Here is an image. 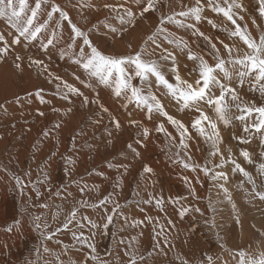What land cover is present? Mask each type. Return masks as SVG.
<instances>
[{"label": "bare ground", "instance_id": "bare-ground-1", "mask_svg": "<svg viewBox=\"0 0 264 264\" xmlns=\"http://www.w3.org/2000/svg\"><path fill=\"white\" fill-rule=\"evenodd\" d=\"M163 1L167 9L157 5L158 11H149L143 17L139 16V8L135 4H126V7H130L132 11L137 13L135 20L126 28L128 24L122 25L119 20V16L124 15V10L119 8V5L124 4L125 0H55L68 13L72 21L89 34L93 44L101 52L114 57L125 56L138 51L145 38L154 32L151 26L154 19L160 17L158 14L165 11L172 14L195 4L194 0ZM237 2L246 9L244 12H241L240 9H234L244 17L243 20L236 17L237 23L242 27L247 25V30L252 36L258 38L259 31L252 23V19L255 18L256 25H259L260 29H264V19L259 16L257 11L258 0H237ZM29 3L34 5V0H29ZM105 4L116 5L119 10L105 8ZM207 18V20H212L217 27L213 28L208 22H205L206 24L204 22L202 24L196 23L194 20H188V23L195 24V28L209 36L216 45L217 43L221 44L220 41L224 40L227 44L231 42L230 46L241 47L242 42L233 41V37L230 40L228 32L222 31V28H234L230 21L225 22L222 14L217 15L209 10ZM44 19L46 16L42 10L37 20L43 21ZM57 19L58 14H54L40 39L51 34ZM125 19L127 20V17ZM165 26L168 32L172 33L170 39L186 41L188 47L192 51L195 50L194 53L207 58L210 49L208 47L211 46L203 37L193 36L191 29L181 30L171 24ZM112 28H116L117 32L113 33ZM14 32V29H11L3 19H0V34H3L9 43L12 39L9 33L14 34ZM56 32L57 40L47 51L41 48L40 39L37 41L22 40L21 44L11 48L6 57H0V105H3L0 108V264H14L32 241L37 242L39 255L36 251L31 264H85V261L86 264H104L105 261L109 262L107 264H128L129 257L125 255L126 251L136 252L138 257L147 254L143 261L138 259L137 264H158L163 259L168 264H175L176 262L182 264L184 260H187L189 264H199L205 255L213 256V258L219 257L214 259V264H227L229 262L236 264L238 257L233 254L240 249L249 253L264 251V235H261L263 241L259 247H247L246 238L243 242L245 234L250 232L248 225L250 221L242 217H239L238 225L235 224L233 228L235 233L238 232L237 238L243 237L241 239L242 244L237 250L231 248L232 244L228 241L231 230L226 227L227 224L224 223V220H221V216H223L219 211L221 209H216L215 226L213 230L211 229L207 233V224H210L213 219L211 209L216 204L219 206L218 208L222 206L223 198L220 199L218 194L223 190L220 185L223 184L229 193L233 190L231 187H237L239 182H237L238 180H230L225 183L223 180H217L213 185L211 177L205 176L199 169L193 172L184 169L179 163L180 160H186L189 163L194 162L206 166L212 171L213 169L209 167L211 163L213 162L214 167L220 161V156L217 155L211 157L212 162L205 163L211 159L207 158L206 147L198 139L199 136L194 135L195 129L190 126L191 121L195 119L194 112L190 108L181 111L180 104L176 101L170 102L167 90L164 91L162 86L157 88L154 78H152L153 87L151 90L159 98L164 110L188 126L191 133L192 139L186 138L188 148L185 149L184 153H181V157L177 156L176 153L179 150L177 145L180 137L175 126L168 123L166 117L156 111L155 108L149 114L146 108L138 107L134 101H126L123 95L116 97L113 88L100 84L95 77H90L88 73L74 64L69 56L66 55L61 58L59 50L61 47H66L70 34L67 22H62L61 28L56 29ZM157 42L164 46V42L160 40ZM107 46L112 48L108 49ZM162 46L157 49L155 45L150 43L147 48L148 55H145L144 58L156 59L159 64L165 63L166 61L159 59V54L163 51ZM169 46L171 45L169 44ZM172 48L176 49L175 47ZM205 48L208 49L207 52ZM184 50L187 51V49ZM241 50L243 51V48ZM171 53L173 52L171 51ZM17 54L22 57L20 61L15 60ZM186 54H179V56L181 55L183 58ZM173 56H175L174 53ZM29 58L43 61V65L30 64ZM184 59L187 60L188 67L194 64L193 61L185 57ZM16 63H20L21 67L16 68ZM44 65L47 66L46 69ZM168 67L166 68L168 69ZM166 68L164 69L167 70ZM48 73H52L53 76L50 77ZM56 76L78 88L84 96L89 98L90 102L86 105L83 104V97L73 93H68V99L65 100L61 93L67 92V89L61 84L59 91L57 90V84L60 81L54 79ZM77 76L79 79L76 78ZM180 76L184 79L182 75ZM171 77L170 79H174ZM132 82L137 87H143L144 92L147 93V87L142 85L139 78H134ZM37 89H43V103L34 95ZM238 91L247 102L253 100L258 103V95L250 90L247 83ZM30 93L32 95H29ZM91 101H96V103ZM69 108H71L70 112L68 111ZM104 108L108 111H104ZM53 109H58V111H53ZM41 112L43 115L39 114ZM233 115L235 116L236 112ZM113 118L119 121V127L115 126ZM130 121H136L137 125L130 124ZM160 123L164 124L165 131L163 132L155 130ZM217 123L219 132L224 134L222 142L218 144L224 156L225 153H228V144L237 145L235 150L239 148L240 140L236 137L248 136L254 138H251L252 140L249 138L250 143H245V147L240 148L249 152L254 151V165L256 162H261L260 153L264 148L256 142L255 133L249 135L243 132V126L237 123L235 118L228 126L219 120ZM144 128L148 129L149 135L147 137L142 135ZM209 129L211 132V128ZM129 144L132 145V148L128 147ZM239 145L241 144L239 143ZM137 152L139 155H136ZM255 153L257 155H254ZM189 155L191 160H188ZM49 156H51L50 160L41 165L40 162ZM237 160V162H243L242 166L247 170L243 158L239 157ZM262 163L264 162L262 161ZM146 166L150 167L152 171L145 172ZM231 166L230 164L229 168L219 169V171H225L228 173V177H232ZM184 176L189 178L191 186L195 188V197L190 195L189 185L183 180ZM197 176L199 183L196 182ZM14 177H20L21 183L19 185ZM255 177L257 176L255 175ZM209 182L213 186L211 190ZM85 185L87 186L86 194L82 197L80 188ZM93 186H98V191ZM209 190L214 192L212 194L213 199H208ZM37 191L40 193L39 196H37ZM149 193L152 194V197H149ZM109 194L112 196L106 207L88 210L89 206H84V208L81 207L82 211H79L77 215V220L87 216L98 225L97 228L93 229L87 221H81L84 227L77 230V234L79 235V232L82 231L86 242L80 243L73 240L70 231L60 232L51 240L44 238L56 229V222L54 221L49 229L44 228V224L48 225L50 222L48 217L60 216L61 211L62 214L64 213L65 206H71V204L75 206L81 199L86 200L89 205ZM132 196L135 198L134 200L140 203L136 213L121 214L119 218L122 228L130 229V233H127V230L126 234L122 232L118 237L114 235L116 236L113 241L115 251L106 260L98 258V254L105 255L103 249L107 247L109 242L110 232L108 231L110 230L106 232L103 230L106 214H111L115 203H119L120 206L124 205ZM161 196L165 200L163 209L156 206V199ZM169 197L181 199L178 204H172L168 202ZM149 199H151L150 203H144L145 200ZM238 199L237 197L231 203L230 201L225 202L224 205L227 206L225 209L234 210L238 216L251 214L245 213V207L239 203ZM233 204L235 208H233ZM182 206L199 208L200 212L189 211L181 218L178 209ZM240 210L243 213H240ZM224 212L226 214V210ZM37 216L40 217V230L35 228L34 221ZM149 216L153 218V223L145 221L144 224L132 226L133 221L145 220ZM232 218L234 217L232 216ZM168 219L173 222L171 225L168 224ZM156 221L158 223H155ZM251 221L255 224L254 226L258 223V219ZM153 224L157 233L161 232L160 225L164 226L162 234L156 236V240L160 242L158 247H153L155 243L152 239L155 235L152 231ZM229 227L232 228V225ZM70 228L76 230L75 222ZM42 232L44 236L41 235ZM93 232H95V236H92ZM202 235L204 238L209 237L212 244L204 246ZM133 237L136 239L133 240ZM165 240L167 243H164ZM222 243H225L223 247L220 245ZM236 243L234 244L236 245ZM90 244L95 246L94 253L88 246ZM44 247H47L49 251L44 252ZM148 252H151L152 255L149 256ZM92 256H95L96 259L93 260ZM218 260L219 262H217Z\"/></svg>", "mask_w": 264, "mask_h": 264}, {"label": "snow or ice", "instance_id": "snow-or-ice-1", "mask_svg": "<svg viewBox=\"0 0 264 264\" xmlns=\"http://www.w3.org/2000/svg\"><path fill=\"white\" fill-rule=\"evenodd\" d=\"M135 4L139 8V16L143 17L145 13L149 11H158L159 0H125L124 4L119 5V8H123L124 15L119 16L121 24L124 23L132 24L135 20L137 13L132 11L130 7H126V4ZM258 13L259 16L264 19V0H258ZM48 6V7H45ZM105 8H114L117 11L119 10L116 5L105 4ZM209 8L212 12L217 15L222 14L225 19V22H231L234 26L232 29L222 28V31H227L230 37H238L239 41L242 42L240 48L235 45L230 46L225 44L223 41H220L225 52L221 54L220 50L217 48V45L212 42L211 38L205 33L201 32L198 28H195V24L186 23L188 20H194L196 23H199L201 20V14L204 8ZM234 9H240L241 12L246 11L243 5L238 3L237 0H206V3H201V0H195V4L192 7H187L185 10L179 12H173L168 15H161L159 17L158 26L156 31L151 35L147 36L141 45L139 51H136L133 54L126 56L114 57L111 55H106L101 52L92 42L90 36L87 32L83 31L80 27L75 24L68 13L55 2V0H34V5L29 3V0H0V19H3L11 29H14L15 32L9 33L12 37L11 43L5 38L3 34H0V57H6L11 48L14 45H19L23 41H37L40 39L41 34L49 26V22L52 21L54 14H58V19L55 22V28H53L50 35L44 39H40V46L45 51L49 49L50 46L54 45V41L57 40L56 29L61 28L62 22H67L70 34L68 37V42L66 47H61L59 54L61 58L64 56H69L72 62L78 65L84 72L88 73L90 77H95L98 79L99 83L107 87L113 88V92L116 97L124 96L125 100L128 102H135L138 107H144L147 109L148 113L151 114L153 109L160 112L161 115L166 117V120L171 125L175 126L179 132V143L178 148H188L186 143V138H191V133L189 132V127L186 126L182 121L177 120L173 116L169 115L167 111L164 110L163 105L161 104L159 98L155 93L152 92L151 87L154 78V83L159 88L163 86L167 90V94L170 95L177 103L180 104V110L194 108L198 113L196 118L191 121V128L195 129L199 137H204L205 142L211 141L212 151L209 153V156L215 157L220 156L219 163L214 165V168H223L226 163L232 165L231 173L235 175L237 172L240 173L247 183L251 185V194L255 197H258L261 201H264V163H259L256 166V171L258 177H254L251 172L246 170L241 163L237 162L236 159L232 158L231 149H228L229 155L225 157L221 153L218 146L222 142V137L220 136L219 128L217 122L212 120L210 116L204 111V107L212 109L217 117V119L222 122L225 126H228L233 117L229 115L231 109H235L238 112V115L235 119L239 120L243 126L242 130L245 133L251 135L253 132L260 135V142L262 148H264V104H257L256 102H247L240 95L238 89H242L247 83L250 90L258 91L261 98H264V29H260L259 25H256L255 18L252 19L253 25H255L259 31L258 38L253 37L252 34L247 30V25L243 27L237 23L236 17L239 20H243V15H240ZM46 16V19L43 21H38L37 17L42 13ZM127 17V20L125 19ZM177 17H182L183 19H178ZM208 23L212 25L213 28H216L217 25L212 21L208 20ZM166 24H173L177 27H183L188 29H194L192 32L193 36H201L207 41L212 51L213 63H209L204 56L194 53L191 48L188 47L186 41L173 40L170 39L172 33L168 32ZM126 30V29H125ZM113 33L117 32L116 28H112ZM163 36V39L169 44L175 43L177 47L184 51L187 49V59L193 61L198 68V77L193 83L188 82L181 78L178 72V68L175 66V57L173 53L168 52L167 49L159 54V59L162 61H167L172 59L173 66L170 71L174 74L175 83L170 82L165 74L161 71V66L156 59H145L144 56L148 55L147 48L149 43L155 45V48H161V43L157 42L158 36ZM243 48V51L241 50ZM166 53V54H165ZM22 57L18 54L15 56L16 61H20ZM30 64L34 65H43V61L33 60L29 58ZM228 66H231L230 68ZM16 68H20L21 64L16 63ZM45 69L47 68L44 65ZM197 68L192 69L193 72ZM50 77L53 76L52 73H48ZM79 79V77H76ZM139 78L144 87H147V93L144 92L143 87H137L133 84V79ZM55 80L60 81L57 84V90L59 91L61 84L67 89V92L61 93L62 97L67 100L68 93H73L78 96H82L83 104H88L89 98L84 96L80 90L73 85L69 84L66 81H62L60 77H54ZM43 89H37L34 93L38 97L41 103L44 102L42 96ZM218 92V94H217ZM29 95H32L31 93ZM19 101V98H17ZM96 103V101H91ZM203 105L204 107H202ZM3 105H0L2 108ZM103 108V105H101ZM104 111H108L106 108ZM53 111H58V109H53ZM71 111V108L68 109ZM43 115V113H39ZM113 122L116 127H119V121L113 118ZM204 122H207L208 127L211 128V134L206 133ZM130 124L137 125L136 121H130ZM59 127V125H57ZM157 132L165 131L164 124L160 123L157 125ZM47 135V133H45ZM142 135L147 137L149 135L148 129L144 128ZM171 136V134H168ZM172 139H175L172 137ZM241 143H248L249 137H236ZM129 148H132V145H128ZM136 155H139L137 152ZM179 156V153H176ZM239 155L243 160L252 165L254 161L251 158L249 151L241 149ZM260 155L264 157V150L261 151ZM188 160H191V156H188ZM211 161H206L205 163H210ZM179 163L182 164L184 169L195 172L199 169L205 176L209 174L211 169L206 166H202L197 163H189L186 160H180ZM145 172H151L150 167L144 168ZM257 178H259L260 183L257 184ZM16 183L19 185L21 183L20 177H14ZM211 179L213 181L223 180L225 183L228 181V173L225 171L215 172ZM183 180L186 184L189 185L190 195L195 197L196 190L191 186V182L187 176L183 177ZM196 182L199 183V177L197 176ZM244 181H241L243 185ZM224 193L228 194V189L224 187L223 184L220 185ZM87 186L80 188L81 196L83 197L85 189ZM95 190L98 191V186H93ZM40 193L37 191V196ZM59 195V193H57ZM71 195V193H69ZM138 195V193H137ZM112 194L105 195L102 199H99L96 203L90 205L93 208L106 207L109 202ZM149 197H152V194L149 193ZM229 201H231V196L227 195ZM181 198L172 199L168 198V202L172 204H178ZM151 199L145 200L144 203H150ZM79 206H89L88 202L84 199H81L77 202ZM165 203L164 198L161 196L159 199H156V206L163 209ZM46 206V205H42ZM121 206L119 203H115L114 207L111 210V214H106L105 223L103 224V230L106 232L109 228V225L113 222V217ZM233 208L235 205L233 204ZM189 211L200 212L199 208L181 207L178 209V214L181 218L184 217ZM79 213L78 207H73L65 221L62 224V228H57L55 232L48 234L44 238L51 240L56 232H61L62 230L70 231L73 237V240L84 243L86 239L83 237V232L80 231L79 235L77 230L83 229L84 224L81 221H87L91 228L95 229L98 227L95 221H92L89 217L83 216L81 220H77V215ZM127 220V217H125ZM40 217L35 218V228L40 230L41 224L39 223ZM145 221L153 223L152 217H146L145 220H136L133 221L132 226H137L144 224ZM75 222L76 229L73 230L69 226ZM168 224H172L171 219H168ZM237 222H239L237 220ZM155 223H158L156 221ZM174 226V225H173ZM213 226H215L213 222ZM49 226L45 223L44 228ZM161 232L157 233L155 230V225L153 224L152 231L155 233L153 236V247H158L160 242L156 240V236H159L163 232V225H160ZM11 231V229H8ZM44 236V233H41ZM142 235V233H141ZM92 236H95V232L92 233ZM136 238L133 237V240ZM123 243V241H120ZM59 243V241H57ZM164 243H167L165 240ZM92 252H95L94 245H88ZM66 247V246H65ZM223 247V245L221 246ZM37 255H39V248L36 249ZM49 249L44 247V252H48ZM125 255L129 257L128 264H137V260H144L143 256H137L136 252H125ZM149 256L152 255L151 252L148 253ZM235 256L238 257L236 264H264V251H258L256 253H249L243 249H240L235 253ZM93 260L96 259L95 256L91 257ZM219 257H217L218 259ZM86 264V261H85ZM104 264H107L105 261ZM182 264H189L187 260H184ZM199 264H214L213 256L205 255V257L199 262Z\"/></svg>", "mask_w": 264, "mask_h": 264}, {"label": "rangeland", "instance_id": "rangeland-1", "mask_svg": "<svg viewBox=\"0 0 264 264\" xmlns=\"http://www.w3.org/2000/svg\"><path fill=\"white\" fill-rule=\"evenodd\" d=\"M194 2H195V0H194ZM206 2V0L203 2V0H201V3H205ZM162 3V4H161ZM158 5H160V6H164L166 9H167V7L164 5V1L163 0H159V3H158ZM194 6V5H193ZM105 9V8H104ZM210 9H208V8H204V10H203V12H202V14H201V20H200V24H202L203 22H204V24H206L207 22H208V18H207V16H208V11H209ZM207 11V12H206ZM211 11V10H210ZM164 13V14H163ZM205 13H207V14H205ZM168 15V14H171V13H169L168 11L166 12H162V13H160V14H158V17L159 16H161V15ZM206 16H205V15ZM204 15V16H203ZM205 19H204V18ZM178 19H183L182 17H177ZM203 18V19H202ZM206 20V21H205ZM158 22H159V18H157V19H154V22H153V24H152V28H153V30H154V32L156 31L155 29L157 28V26H158ZM206 22V23H205ZM186 23H188V21H186ZM128 23H126V25H127ZM171 25H173V24H171ZM130 26V24H128L127 26H126V28H128ZM175 27H176V25H174ZM177 28H179V29H181V30H184V29H188V28H183V27H177ZM192 30V32L194 31V29H191ZM189 32H191V31H189ZM147 38V37H146ZM145 38V39H146ZM157 40H160L161 42H164V46H162V48L163 49H167V51H169V52H173L174 53V57H175V66L177 67V68H179L178 69V72H180L179 73V75H182L183 77H184V79L185 80H187L188 82H190V83H193L195 80H196V78L198 77V69L195 71V72H193L192 71V69H194V68H197V65L194 63L193 65H191V66H187L188 64H186L187 63V60L186 59H184V57L185 58H187V51L186 50H184V51H181V49L179 48V47H177V45H173V44H170L171 46H169V43H167V41H165L164 39H163V36L161 35V36H158L157 37ZM230 40H232L231 39V37H230ZM239 40V38L238 37H236V38H234L233 37V41H238ZM221 41H223L225 44H227V42L226 41H224V40H221ZM229 44L231 43V42H228ZM150 44V43H149ZM219 43H217V48L220 50V52L223 54L224 52H225V50H224V48H222V45L221 44H219ZM166 45V46H165ZM141 47V46H140ZM171 49H170V48ZM172 47H175L176 49H174V48H172ZM208 47V46H207ZM107 48L108 49H111L112 47L111 46H107ZM208 48H210L209 50L208 49H206L205 48V51L206 50H208L209 52V55H207V58H206V60H208V62L209 63H213V59H212V49H211V47H208ZM140 49V48H139ZM223 49V50H222ZM177 50V51H176ZM212 50V51H211ZM139 51V50H138ZM193 51H195V50H193ZM211 51V52H210ZM207 52V51H206ZM166 54V53H165ZM179 54H186V56H184L183 58H181V55L179 56ZM126 56V55H125ZM180 57V58H179ZM183 59V60H182ZM185 60V61H184ZM182 62V63H181ZM167 63V64H166ZM185 63V64H184ZM160 66H161V71L162 70H165L164 68H166V67H168V69L167 70H165V72H163V73H165V76H166V78L170 81V82H174L175 83V80L174 79H170V76H172L171 78H173L174 77V75H173V73L172 72H170V68H172V66H173V61L170 59L169 61L167 60L165 63H161L160 64ZM171 66V67H170ZM182 66V67H181ZM184 66V67H183ZM229 68L231 67V66H228ZM182 70V71H181ZM169 72V73H167V72ZM185 71V72H184ZM183 72V73H182ZM190 74H189V73ZM191 73H192V75H191ZM172 74V75H171ZM184 74V75H183ZM189 75H191L190 77H192V78H190L189 77ZM189 77V78H188ZM193 79H194V81H193ZM174 80V81H173ZM153 87V86H152ZM163 87V86H162ZM147 89V88H146ZM163 90L164 91H166V89H164L163 88ZM254 93H256L257 95H258V97H259V100H258V103H260V104H264V98H261V96H260V94H259V92L258 91H254ZM217 94H218V92H217ZM245 98V97H244ZM168 99H169V101L170 102H174V101H176V100H174V99H172V97H170V95H168ZM245 101H246V99H245ZM169 102V103H170ZM177 102V101H176ZM251 102H253V100L251 101ZM254 102H256V101H254ZM257 103V102H256ZM257 103V104H258ZM170 105H171V107H172V104L170 103ZM201 106H203V105H201ZM204 107V106H203ZM193 112H194V116H195V118H196V116L198 115V113L195 111V109L194 108H190ZM204 110H205V112L210 116V118H211V116L213 115V118H211V119H213L214 120V118H215V121H217L218 122V120H216L217 119V117H215L216 115H215V113H214V111L212 110V109H209V108H207V107H204ZM196 112V113H195ZM208 112H210V113H208ZM235 112H236V115L233 117L232 116V114L234 113L235 114ZM195 114H197V115H195ZM229 115H231L233 118H235L237 115H238V113H237V111L235 110V109H231L230 110V112H229ZM178 119H180V118H178ZM236 121H237V123H240L241 124V122L239 121V120H237L236 119ZM232 122V121H231ZM217 125H218V123H217ZM242 125V124H241ZM206 126V127H205ZM204 127H205V129L207 130H205L206 131V133H208V134H211V132H212V130H211V132H210V127H208V125H207V122H204ZM223 129V128H222ZM209 130V131H208ZM228 131H229V128H228ZM253 133H255V132H253ZM256 134V135H255ZM254 135H255V137H256V142L259 144H261V142H260V135L258 134V133H255ZM194 135L196 136V135H198V134H196V130H195V133H194ZM223 135L224 134H221L220 133V136L223 138ZM232 135V134H231ZM233 135H234V133H233ZM258 135V136H257ZM197 138H198V136H197ZM203 138V139H202ZM250 138V140H252L253 138L252 137H249ZM252 138V139H251ZM191 139H192V137H191ZM199 140H201L202 142H203V144H204V146L206 147L205 149L207 150V153H206V156H207V158L208 159H211V162H212V158H211V156H209V153L212 151V148H211V142L210 141H208V142H205V138L204 137H199L198 138ZM210 143V144H209ZM239 143L241 144V145H239ZM238 143V146H239V148L237 149V150H235L236 148H235V146H237V145H235V146H231L230 144H228L229 146H227V144H226V146L227 147H229V148H227V151H228V149H231V155H232V157H233V159L235 158H239V157H241L240 155H239V153H240V151H239V149L241 150V148L240 147H245V143H241V142H239ZM248 143H250V141L248 142ZM248 143H246V144H248ZM206 144V145H205ZM208 145V146H207ZM231 146V147H230ZM255 146V145H254ZM233 147V148H232ZM254 149H255V147H253ZM233 150V151H232ZM186 150L185 149H182V148H179V150H178V152L177 153H179V156L181 157L182 156V154L181 153H184ZM226 151V152H227ZM236 151H237V153H236ZM6 152H7V150H6ZM229 153V152H228ZM227 153V154H228ZM250 154H251V158H252V160L254 161V159H253V153H254V151H250L249 152ZM257 153V152H256ZM254 154V155H257V154ZM259 153V152H258ZM227 154L225 153V156L227 157ZM229 155V154H228ZM234 155V156H233ZM237 155H239V156H237ZM50 158H51V156H49V157H47V158H45L43 161H41L40 162V164L42 165V164H45L46 162H48L49 160H50ZM220 158V157H219ZM242 158V157H241ZM263 159H264V157H262ZM261 158V162L260 163H262V161L264 162V160ZM236 159V160H237ZM238 161V160H237ZM239 163H240V161H239ZM242 164L241 165H243V162H241ZM228 166H227V165ZM225 165H224V167L223 168H225V169H227V168H229V166H230V163H226ZM259 164V162L257 163L256 162V165H254V164H252V165H249V164H247L246 162L244 163V165L247 167V170L249 171V172H251L252 174H253V176L255 177V175L258 177V173L256 172V166ZM248 165H249V167H248ZM255 166V168H254V166ZM210 168H212L213 170L212 171H210L209 172V174H208V177H211L212 176V174H214L215 172H218L219 171V169H223V168H215V170H214V167H213V162L211 163V166H209ZM227 167V168H226ZM232 167V166H231ZM251 167V168H250ZM254 168V169H253ZM231 175H232V177H228V181H230V180H234V181H237V182H239V183H237V184H235V185H237V187L235 186V187H231V189H233V190H231L227 195H230L231 196V194H232V196H231V201L232 200H236L237 199V197L239 198L238 200L240 201L239 203L243 206V207H245V213H251V214H245V215H241V216H238L236 213H234V210H232V209H225V208H227V206H225L224 204H225V202H229V199L227 198V195L224 193V191L222 190L221 192H219L218 194H219V197H220V199H222L223 198V201H222V206H221V208H218L219 206L216 204V205H214L213 206V209H211V212H212V215H213V219H212V222L210 223V224H207V228H206V230H207V233L208 232H210V230L212 229L213 230V222L215 221V219H216V216H217V212H216V209H221V210H219L220 211V213H221V215H223V216H221V220L223 221L224 220V223H226L227 225H229V226H231L232 225V228L231 227H229V226H227L226 225V227L229 229V230H231L230 231V233H229V237H228V241L230 242V244H232L231 245V248H236V250H237V248H239V246H241V244H242V238L241 237H239V238H237L238 236H237V233H235L236 231H234V226H235V224H237L238 225V223H237V220L239 221L240 220V218L242 217L243 219H248L249 221V223H248V225H249V228H250V234L248 233V234H245V237L243 238V242H245V238L247 239V247L249 246V247H259L260 246V243L263 241V236H261V235H264V233H262L261 234V232H264L263 230H264V221L262 222V220H264V201H261L258 197H254V195H252L250 192H251V185L249 184V183H247V181L245 180V178H243L242 177V175L240 174V173H236L235 175H233L232 173H231ZM236 177H237V179H236ZM230 178V179H229ZM258 180H257V184L259 185V183H260V180H259V178H257ZM241 181H244V183H243V185H241ZM210 183V182H209ZM211 183L213 184V185H215V181H212V179H211ZM210 183V186H209V188H210V190H211V188L213 187L212 186V184ZM246 183V184H245ZM245 184V185H244ZM249 184V185H248ZM242 186V187H241ZM248 186V187H247ZM239 188V189H238ZM238 191H237V190ZM210 190H209V193H208V199H213L214 198V196L212 197V194H214V192L213 191H211L210 192ZM250 191V192H249ZM240 193H241V195H240ZM237 194V195H236ZM247 194V195H246ZM209 195H211L210 196V198H209ZM235 196V197H234ZM253 196V197H252ZM212 197V198H211ZM233 197V198H232ZM217 198V197H216ZM135 198H133V196H132V198H130V199H128L126 202H125V204L124 205H121V207L119 208V209H117V211H116V213H115V215H114V218H113V222L110 224V227L108 228V230H110V231H108V232H110V234H109V237H108V239H109V242L107 243V247H105L103 250H104V254L105 255H102V254H98L97 255V257L98 258H100V259H102V260H106L109 256H111L112 255V253L115 251L114 250V248H113V241H114V239L116 238V236L118 237L122 232L124 233V234H126V232H127V230H128V232L127 233H130L129 231H130V229H128V228H122V225H121V222H120V220H119V218H120V215L121 214H125V213H128V214H135L136 213V210L138 209V207H139V205H140V203H138V201L137 200H134ZM207 199V200H208ZM218 199V198H217ZM216 199V200H217ZM227 199V200H226ZM231 201H230V203H231ZM258 202H260V203H258ZM92 204H94V203H90L89 204V207L87 208L88 210H91V209H94L93 207H91L90 205H92ZM108 204V203H107ZM258 204H260V205H258ZM65 206V205H64ZM70 206V205H69ZM69 206H65V209H64V213L62 214V211L60 212V216H58V217H56V215L52 218L51 216L50 217H48L49 218V220H50V222H49V224H48V228H46V229H49L51 226H52V224L54 223V222H56L55 224H56V229L57 228H62V224H63V222L65 221V219H66V217L68 216V214L70 213V211L72 210V208L74 207V205H72L71 204V206L69 207ZM259 206V207H258ZM75 207H78L79 208V211H82V209H81V206H79V204H77V205H75ZM82 208H84V207H82ZM131 212H130V211ZM226 210V214H224L225 211ZM232 211V212H231ZM240 213H243V211L242 210H240ZM256 213V214H255ZM263 213V214H262ZM240 215V214H239ZM220 216V215H219ZM226 216V217H225ZM232 216L234 217V218H232ZM250 216V217H249ZM60 217V218H59ZM240 217V218H239ZM51 218V219H50ZM226 218H227V221H225L226 220ZM230 218V219H229ZM250 218V219H249ZM262 218V219H261ZM60 219V220H59ZM237 219V220H236ZM253 219H255V220H257L258 219V223H260V224H256V226H254L255 224H253L252 223V221L251 220H253ZM260 219H261V221H260ZM52 221V222H51ZM54 221V222H53ZM260 221V222H259ZM120 223V224H119ZM207 223V222H206ZM215 224V223H214ZM13 225V224H12ZM12 225H9V226H12ZM120 225V226H119ZM261 225V226H260ZM71 226V225H70ZM69 226V227H70ZM252 226V227H251ZM123 230H122V229ZM55 229V230H56ZM232 229H233V231H232ZM45 230V229H44ZM55 230H54V232H55ZM77 230V229H76ZM125 230V231H124ZM64 231H67V230H62L61 232H64ZM60 232H56V234H59ZM56 234H55V236H56ZM112 235H113V237H112ZM114 235H116V236H114ZM247 235V236H246ZM249 236V237H248ZM115 237V238H114ZM262 237V238H261ZM150 238H152L151 236H150ZM176 238H178V237H176ZM255 238H257V239H255ZM111 239V240H110ZM250 239V240H249ZM202 240H203V244H204V246H209V245H211L212 244V240L208 237V238H204V236L202 235ZM241 241V242H240ZM250 241V242H249ZM257 241V242H256ZM237 242V243H236ZM259 242V243H258ZM234 243H236V245L234 244ZM239 244V245H238ZM200 245H202V244H200ZM199 245V246H200ZM221 246L222 245H225V243H222V244H220ZM235 246V247H234ZM111 247V248H110ZM246 247V248H247ZM36 248H38V244H37V242L36 241H32L31 242V244H30V246L27 248V250H25L24 251V253L22 252L20 255H19V257L17 258V261H15V263L14 264H31L32 262H33V258H34V256H35V254H36ZM31 251V252H30ZM225 252H227V251H225ZM224 252V253H225ZM149 253V252H148ZM253 253H256L255 251L253 252ZM33 256H32V255ZM111 254V255H110ZM231 254H233V253H231ZM146 255L147 254H145L143 257L144 258H146ZM233 255H235V254H233ZM28 256V257H27ZM30 256V257H29ZM33 257V258H32ZM214 259H217V256H216V258H214ZM165 259H163V261H161L160 263H158V264H168L167 262H165L164 261ZM32 261V262H31ZM173 262V261H172ZM217 262H219V260L217 261ZM107 263H109V262H107ZM113 263H114V261H113ZM174 263V262H173ZM175 264H178L177 262L175 263ZM222 264H225V263H222ZM227 264H230V262L229 263H227Z\"/></svg>", "mask_w": 264, "mask_h": 264}]
</instances>
